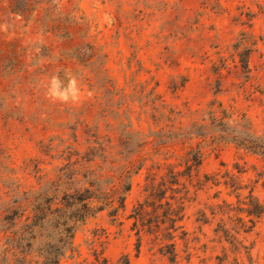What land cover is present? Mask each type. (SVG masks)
Returning <instances> with one entry per match:
<instances>
[{"label":"rangeland","instance_id":"1","mask_svg":"<svg viewBox=\"0 0 264 264\" xmlns=\"http://www.w3.org/2000/svg\"><path fill=\"white\" fill-rule=\"evenodd\" d=\"M69 38L89 60L75 73L55 62ZM98 134L141 169L124 210L89 218L60 264H264V0H0V209L48 194L46 176ZM192 149L203 164L188 177ZM168 203L181 216L174 262L151 234Z\"/></svg>","mask_w":264,"mask_h":264},{"label":"trees","instance_id":"2","mask_svg":"<svg viewBox=\"0 0 264 264\" xmlns=\"http://www.w3.org/2000/svg\"><path fill=\"white\" fill-rule=\"evenodd\" d=\"M53 52L54 50H51V54ZM82 52L75 38L73 40L69 38L63 43L60 58L55 61L58 63L57 69L75 73L77 64L89 61L84 62ZM37 71L42 73L41 69ZM107 71L106 65L103 64L97 75L109 78ZM90 78L85 74L83 80L89 83ZM94 139H96L94 145L88 139L90 144L88 150L84 153L79 152L76 160L69 163L72 165L70 170L60 168L57 176H46L43 182L51 186L48 194L43 191L32 192L31 197L25 198L16 206L6 202L0 209V240L3 245V250L0 251V264H60L68 253H74V235L89 218L106 208H112L114 216L120 210H124L126 195L132 188L130 180L141 167L134 166L133 152L125 150L117 153L116 137L108 136V145L100 143L103 138L99 134ZM119 157L125 160L126 164L115 174L113 170L105 171L100 165L97 166L99 160H103L104 163L110 161V164H113ZM202 158V153L194 149L183 158L188 166V177L193 171H199L203 164ZM67 171L70 176L69 182H63V177H67ZM173 175L180 176L178 173ZM156 181L155 173H150L146 186L148 196L139 204L136 212L135 224L139 238L141 234L148 232L145 231L146 218L150 216L148 208L154 206L156 202L155 193L158 188ZM68 186L70 188H67ZM171 189L166 187L165 193ZM115 202L120 206L116 207ZM167 205L164 222H158L156 230H152L151 234L162 248L171 249V259L174 262L175 234L178 230L176 223L181 221V216L170 203ZM256 207L260 208L258 215H263V207L259 204H256ZM166 222H169V225L165 226Z\"/></svg>","mask_w":264,"mask_h":264}]
</instances>
